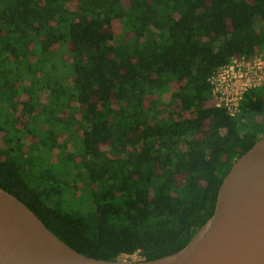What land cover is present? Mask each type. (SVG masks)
<instances>
[{
  "label": "trees",
  "instance_id": "1",
  "mask_svg": "<svg viewBox=\"0 0 264 264\" xmlns=\"http://www.w3.org/2000/svg\"><path fill=\"white\" fill-rule=\"evenodd\" d=\"M261 49L264 0H0V186L88 256L178 251L264 135L209 77Z\"/></svg>",
  "mask_w": 264,
  "mask_h": 264
},
{
  "label": "water",
  "instance_id": "2",
  "mask_svg": "<svg viewBox=\"0 0 264 264\" xmlns=\"http://www.w3.org/2000/svg\"><path fill=\"white\" fill-rule=\"evenodd\" d=\"M264 135L232 164L213 214L176 252L150 260L99 259L58 237L0 186V264H264Z\"/></svg>",
  "mask_w": 264,
  "mask_h": 264
},
{
  "label": "built area",
  "instance_id": "3",
  "mask_svg": "<svg viewBox=\"0 0 264 264\" xmlns=\"http://www.w3.org/2000/svg\"><path fill=\"white\" fill-rule=\"evenodd\" d=\"M209 82L212 103L225 108L230 115H236L245 93L264 85V49L251 57H233L211 74Z\"/></svg>",
  "mask_w": 264,
  "mask_h": 264
},
{
  "label": "rangeland",
  "instance_id": "4",
  "mask_svg": "<svg viewBox=\"0 0 264 264\" xmlns=\"http://www.w3.org/2000/svg\"><path fill=\"white\" fill-rule=\"evenodd\" d=\"M115 27H116V28L118 27L117 24L115 25ZM263 92H264V89L261 88V89H260V93H263ZM43 99L45 100V95L43 96ZM70 148L73 149V145H72V144H70ZM126 258H127V257H126ZM140 258H141V257H140V255H139L138 253H136V254L130 256V259H140Z\"/></svg>",
  "mask_w": 264,
  "mask_h": 264
},
{
  "label": "bare ground",
  "instance_id": "5",
  "mask_svg": "<svg viewBox=\"0 0 264 264\" xmlns=\"http://www.w3.org/2000/svg\"><path fill=\"white\" fill-rule=\"evenodd\" d=\"M263 193H264V190H263Z\"/></svg>",
  "mask_w": 264,
  "mask_h": 264
}]
</instances>
